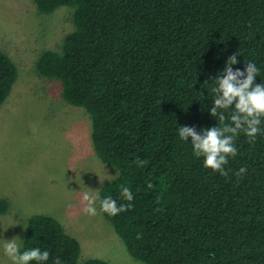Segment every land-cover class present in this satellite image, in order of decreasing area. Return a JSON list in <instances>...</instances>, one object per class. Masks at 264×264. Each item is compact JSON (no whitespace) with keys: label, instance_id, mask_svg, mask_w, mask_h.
I'll list each match as a JSON object with an SVG mask.
<instances>
[{"label":"trees","instance_id":"16d2710c","mask_svg":"<svg viewBox=\"0 0 264 264\" xmlns=\"http://www.w3.org/2000/svg\"><path fill=\"white\" fill-rule=\"evenodd\" d=\"M33 1L42 14L71 9L74 29L35 69L59 80L64 100L88 114L97 159L117 171L98 206L108 196L131 205L102 213L129 255L143 264H264V118L254 142L235 137L226 177L204 168L191 138L178 135L181 126L218 127L212 87L229 57L237 55L234 71L254 63V83H264V0ZM17 77L0 51V107ZM223 111L228 122L232 109ZM32 248L49 252L45 264H108L81 261L79 242L44 214L29 220L21 251Z\"/></svg>","mask_w":264,"mask_h":264},{"label":"rangeland","instance_id":"374dc122","mask_svg":"<svg viewBox=\"0 0 264 264\" xmlns=\"http://www.w3.org/2000/svg\"><path fill=\"white\" fill-rule=\"evenodd\" d=\"M74 29L71 9L42 14L33 0H0V51L15 63L17 81L0 107V239L18 237L21 249L30 218L58 220L81 247V261L143 264L133 259L102 213L82 212L81 194L98 191L117 171L97 159L91 121L62 96L59 80L35 69L45 50H59ZM98 192L95 195L98 196ZM0 264H11L0 246Z\"/></svg>","mask_w":264,"mask_h":264},{"label":"clouds","instance_id":"9594fccd","mask_svg":"<svg viewBox=\"0 0 264 264\" xmlns=\"http://www.w3.org/2000/svg\"><path fill=\"white\" fill-rule=\"evenodd\" d=\"M237 64V55L228 58L223 73L215 77L213 106L210 108V115L219 120L218 127L201 129L197 132L195 127L181 126L178 128V135L182 141L191 138L193 155L203 158V166L221 176H228L224 166L228 163L229 157L237 155L234 145L235 137L243 132L249 142H254L260 133L261 119L264 118V83L255 84L258 69L254 63H247L243 71L233 66ZM234 108L231 106L234 104ZM232 109L230 120L226 122L223 110ZM141 164L146 162H140ZM247 172L246 167H240L236 173L237 177H243ZM115 179V176H110ZM149 187L151 185L149 184ZM98 191H85L81 194L82 212L88 216L98 214L97 201ZM121 197L127 201L133 200L129 187L121 186ZM130 204L117 205L111 197L99 200V212L115 216L129 210ZM18 237L9 240L0 239L4 255L11 261V264H45L49 260V252L41 251L39 248H32L21 251ZM55 264H61L57 259Z\"/></svg>","mask_w":264,"mask_h":264}]
</instances>
